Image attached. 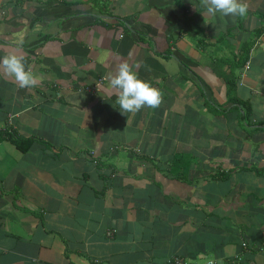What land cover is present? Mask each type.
I'll return each instance as SVG.
<instances>
[{"label": "crops", "instance_id": "0c3cea01", "mask_svg": "<svg viewBox=\"0 0 264 264\" xmlns=\"http://www.w3.org/2000/svg\"><path fill=\"white\" fill-rule=\"evenodd\" d=\"M245 2L0 0V57L40 77L0 72V264H264V0ZM118 57L159 107L121 113Z\"/></svg>", "mask_w": 264, "mask_h": 264}, {"label": "clouds", "instance_id": "9594fccd", "mask_svg": "<svg viewBox=\"0 0 264 264\" xmlns=\"http://www.w3.org/2000/svg\"><path fill=\"white\" fill-rule=\"evenodd\" d=\"M206 18L220 14L222 17H246L248 5L245 0H200ZM195 6V5H194ZM109 84L116 95L121 113H135L144 107L157 108L163 101V93L151 83L139 78L138 73L124 59L117 58ZM0 72L12 78L21 88H33L40 77L26 67L25 56L18 51L7 52L0 57Z\"/></svg>", "mask_w": 264, "mask_h": 264}, {"label": "trees", "instance_id": "16d2710c", "mask_svg": "<svg viewBox=\"0 0 264 264\" xmlns=\"http://www.w3.org/2000/svg\"><path fill=\"white\" fill-rule=\"evenodd\" d=\"M12 140L18 148L23 149V150H26L33 142V140L30 138L24 139V138L17 137L15 139L12 138Z\"/></svg>", "mask_w": 264, "mask_h": 264}, {"label": "built area", "instance_id": "2783aa9c", "mask_svg": "<svg viewBox=\"0 0 264 264\" xmlns=\"http://www.w3.org/2000/svg\"><path fill=\"white\" fill-rule=\"evenodd\" d=\"M121 36V35H120ZM173 262L175 264H185V262H183L180 258L178 257H174L173 258ZM212 264V262H210ZM89 264H102L100 261H98L97 259L93 260L91 263Z\"/></svg>", "mask_w": 264, "mask_h": 264}]
</instances>
